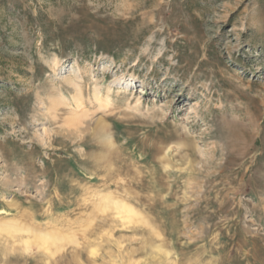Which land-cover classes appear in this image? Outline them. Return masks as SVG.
<instances>
[{
  "label": "rangeland",
  "instance_id": "obj_1",
  "mask_svg": "<svg viewBox=\"0 0 264 264\" xmlns=\"http://www.w3.org/2000/svg\"><path fill=\"white\" fill-rule=\"evenodd\" d=\"M4 221L73 242L0 264H264V0H0Z\"/></svg>",
  "mask_w": 264,
  "mask_h": 264
},
{
  "label": "bare ground",
  "instance_id": "obj_2",
  "mask_svg": "<svg viewBox=\"0 0 264 264\" xmlns=\"http://www.w3.org/2000/svg\"><path fill=\"white\" fill-rule=\"evenodd\" d=\"M98 90H99L98 88L94 89L95 100H96L95 102H98V104L101 106L104 104H108L109 94H107L105 98L101 97ZM80 97H81V91H77L74 101L79 106L81 105V100H82V98ZM100 203L102 207L104 208L112 207L113 210H115L117 214L125 220L131 221L132 217L135 216L136 211L134 209H132L130 206H128V204L124 203L123 201L112 199L110 195L101 196ZM23 231H25V233L31 232L32 234V240L28 239L27 241H25L26 244H30L31 242L35 243L39 249L45 251L51 257L54 256L55 253H57L61 249V247L58 246L59 243H61L62 241L66 242L68 240H69L68 242H73V240L70 239L71 237L66 238L52 231L51 232H36V231L28 230V229L25 230V228H23L22 226H20L19 224L13 221L0 222V232L7 233V234L21 232L23 234Z\"/></svg>",
  "mask_w": 264,
  "mask_h": 264
}]
</instances>
